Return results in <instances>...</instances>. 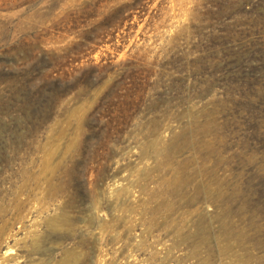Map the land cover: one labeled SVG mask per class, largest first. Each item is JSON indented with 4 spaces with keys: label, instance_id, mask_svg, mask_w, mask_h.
Here are the masks:
<instances>
[{
    "label": "rangeland",
    "instance_id": "374dc122",
    "mask_svg": "<svg viewBox=\"0 0 264 264\" xmlns=\"http://www.w3.org/2000/svg\"><path fill=\"white\" fill-rule=\"evenodd\" d=\"M0 264H264V0H0Z\"/></svg>",
    "mask_w": 264,
    "mask_h": 264
}]
</instances>
